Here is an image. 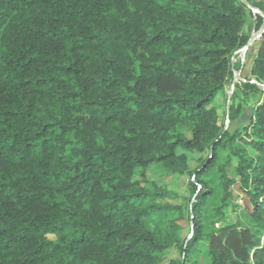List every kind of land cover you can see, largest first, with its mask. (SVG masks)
Here are the masks:
<instances>
[{
    "label": "trees",
    "instance_id": "trees-1",
    "mask_svg": "<svg viewBox=\"0 0 264 264\" xmlns=\"http://www.w3.org/2000/svg\"><path fill=\"white\" fill-rule=\"evenodd\" d=\"M250 13L240 0H0V264H264V102L244 108L263 94L264 31L224 93ZM184 151L201 155L193 169ZM152 166L187 176L180 241L167 236L184 207ZM213 169L216 211L238 216L204 235Z\"/></svg>",
    "mask_w": 264,
    "mask_h": 264
},
{
    "label": "rangeland",
    "instance_id": "rangeland-1",
    "mask_svg": "<svg viewBox=\"0 0 264 264\" xmlns=\"http://www.w3.org/2000/svg\"><path fill=\"white\" fill-rule=\"evenodd\" d=\"M248 1H250L251 3L254 4V1H256V0H248ZM255 15H257V14L254 12V10L251 9V13L248 15V21L244 26V29H246V32H248L250 34V36L251 35L256 36L259 33V31L254 30V16ZM255 41H257V39ZM254 47L252 48L250 53L244 52L243 56L238 60L240 62V66L242 68L240 69V71L237 70L234 72L233 78L230 80V82L227 84V86L225 88V91H224L225 95L226 94L232 95V93H233L232 89H234V87H232V84H233V81L235 79V76L238 77V79L236 80L234 85L236 83L242 81L244 78L249 77V67H250L251 59L253 57ZM220 96L221 95H219L217 97L216 101L220 98ZM222 97H223V99L221 98L220 100H218L217 104H219V105L223 104L224 95ZM239 97L241 99L244 97V94L241 91L239 92ZM256 101H259L260 103L264 102V93L262 95H259V96L254 95V96L247 99V101H246L247 103L244 106V108L246 109L247 112L254 105V103ZM240 124H241L240 122H237L236 126H240ZM228 127H229V123L227 122L226 128H228ZM178 152H181V150H178ZM184 153L186 154V157H187L188 168L193 169L198 164V159L201 157V155L193 153V152H189V151H184ZM223 155H224L223 152H221L220 153L221 159L224 157ZM162 173L163 172L160 168L155 169L152 166L150 169V173H149V180L153 183H156L157 185H160V186L161 185H167L168 188L170 190H172L173 192H175V195L177 196L176 199L170 200V202L173 204H181L184 207L183 217L178 218L175 222L179 228H175L173 230H170L169 233H171V234L169 236H167L169 241L174 242L175 239L180 241L187 236L189 228H190V223L188 221V212L186 209L188 207L190 198H192V191L189 189V186L187 183L188 179H187L186 175L177 176L176 178L171 177V176L162 177V176H160V175H162ZM204 179L206 180L209 187L213 190V193H212L210 199L208 200V202H207V204H206V206L202 212V214H203L202 224L204 225L203 232L205 235L206 233L213 231L216 228L220 227L222 222L226 221L227 218L230 219L229 220L230 222L234 221V219L236 218V216H238V214L237 213H235V214L231 213L230 208H228L225 211V213L227 214V217H226V219H224L221 216V213L216 211V208L219 205V199L221 197V188L219 186V177H218V173H217L216 169H213L212 171H210L206 176H204ZM237 203H239L240 205L243 204V202L241 200H238ZM172 215L173 216H171V217H178V216H176V214H172ZM151 227L154 230V232L159 236L160 239L162 236L163 237L166 236L165 230H164V225L162 223L156 224L155 222H153ZM49 237H53V235L50 234ZM189 237H190V235L188 236V238ZM166 261H167V258H165V260L162 264H165Z\"/></svg>",
    "mask_w": 264,
    "mask_h": 264
},
{
    "label": "water",
    "instance_id": "water-1",
    "mask_svg": "<svg viewBox=\"0 0 264 264\" xmlns=\"http://www.w3.org/2000/svg\"><path fill=\"white\" fill-rule=\"evenodd\" d=\"M240 1L242 3H244L248 8L254 10V12L256 14L261 15L264 18L263 14L259 10H257V9L255 10L246 0H240ZM263 31H264V24H263L262 28L259 30L258 35H256V36L255 35H251L250 38H249V40H248V42L246 43V45L242 49H240L239 51L244 54V52L249 47V45L251 43H253L256 39H259V37L261 36V34L263 33ZM237 79H238V77L235 76V79L233 81L232 87H234V83L236 82ZM259 88H260V91H262L264 93V85H261ZM232 91H233V89H232ZM230 95H228V98H230Z\"/></svg>",
    "mask_w": 264,
    "mask_h": 264
},
{
    "label": "built area",
    "instance_id": "built-area-1",
    "mask_svg": "<svg viewBox=\"0 0 264 264\" xmlns=\"http://www.w3.org/2000/svg\"><path fill=\"white\" fill-rule=\"evenodd\" d=\"M263 16H264V14H263ZM238 54V55H237ZM243 56V53L242 52H240V51H238L237 53H236V56H234L232 59H231V62H232V64H235L241 57ZM242 81H244V79L242 80ZM254 81V80H253Z\"/></svg>",
    "mask_w": 264,
    "mask_h": 264
},
{
    "label": "crops",
    "instance_id": "crops-1",
    "mask_svg": "<svg viewBox=\"0 0 264 264\" xmlns=\"http://www.w3.org/2000/svg\"><path fill=\"white\" fill-rule=\"evenodd\" d=\"M244 31L246 32V29H244ZM246 33H248V32H246ZM257 40H258V39H257ZM255 43H256V41H254L253 43H251V44L249 45V47L246 49L245 52L250 53V51H251L252 48L254 47ZM253 54H254V50H253ZM241 68H242V67H241ZM243 68H244V67H243Z\"/></svg>",
    "mask_w": 264,
    "mask_h": 264
}]
</instances>
